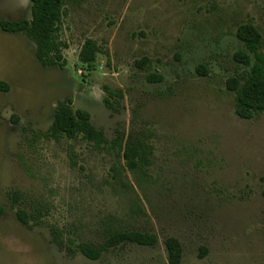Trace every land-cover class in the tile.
Returning a JSON list of instances; mask_svg holds the SVG:
<instances>
[{
  "label": "rangeland",
  "instance_id": "1",
  "mask_svg": "<svg viewBox=\"0 0 264 264\" xmlns=\"http://www.w3.org/2000/svg\"><path fill=\"white\" fill-rule=\"evenodd\" d=\"M65 1V67L43 65L25 33L0 27V264H168L169 236L183 264H264V113L239 118L227 87L245 71L238 27L252 22L264 38V0ZM31 7L0 0V23L29 20ZM88 38L101 51L94 71L79 60ZM105 87L123 91L118 111ZM69 100L108 144L47 136ZM131 134L153 146L142 177L124 158ZM25 207L43 222H21ZM121 228L154 232L158 245L68 253L69 237L99 245Z\"/></svg>",
  "mask_w": 264,
  "mask_h": 264
},
{
  "label": "trees",
  "instance_id": "2",
  "mask_svg": "<svg viewBox=\"0 0 264 264\" xmlns=\"http://www.w3.org/2000/svg\"><path fill=\"white\" fill-rule=\"evenodd\" d=\"M31 3V18L29 20L19 22L3 20L0 23L1 29L7 32L25 33L35 44L37 57L43 65L65 67L66 61L63 60L58 38L66 1L31 0ZM236 34L245 45V49L238 51L235 58L244 65L245 71L232 76L227 81V87L235 94L236 115L241 119L249 120L264 113V53L262 52L264 38L252 22L240 25ZM100 52L97 42L88 38L81 48L79 60L89 71H94ZM147 79L150 82H157L162 81L163 76L150 73ZM8 87L6 83H0V88L7 89ZM105 91L107 93L105 104L110 109L118 111V105L124 98L123 91L112 87H105ZM47 136L56 141L63 137L68 139L81 137L97 148L108 144L104 131L94 125L90 113L84 109L74 110L70 100L58 103ZM118 138L123 139V135ZM147 139V137L131 134L124 150V158L129 171L140 177L145 176L146 170L152 165L151 156L154 151L152 144L148 143ZM18 200H20V196L16 194L15 202ZM16 204L14 203L13 206ZM4 210L5 208L0 206V216ZM17 215L26 225H29L30 222H43L40 221V212L27 207L19 208ZM53 232L55 240L60 241L62 233L57 228H54ZM68 240L70 244L76 246V250L70 246L67 247L69 254L74 255L75 252H80L91 260H98L105 252L121 245L138 244L154 247L159 242L158 235L154 232L123 228L110 231L106 240L99 245L77 244L70 237ZM165 246L168 264H183L184 247L182 242L177 237L169 236L165 240Z\"/></svg>",
  "mask_w": 264,
  "mask_h": 264
},
{
  "label": "flooded vegetation",
  "instance_id": "3",
  "mask_svg": "<svg viewBox=\"0 0 264 264\" xmlns=\"http://www.w3.org/2000/svg\"><path fill=\"white\" fill-rule=\"evenodd\" d=\"M2 31H3V32H7V31H5V30H3V29H2Z\"/></svg>",
  "mask_w": 264,
  "mask_h": 264
}]
</instances>
